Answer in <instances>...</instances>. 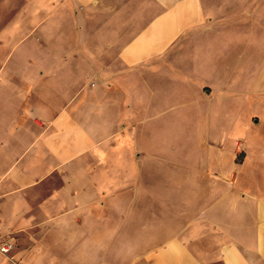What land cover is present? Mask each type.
Segmentation results:
<instances>
[{"label": "crops", "instance_id": "crops-1", "mask_svg": "<svg viewBox=\"0 0 264 264\" xmlns=\"http://www.w3.org/2000/svg\"><path fill=\"white\" fill-rule=\"evenodd\" d=\"M35 6L0 16V228L26 263L264 264V0Z\"/></svg>", "mask_w": 264, "mask_h": 264}, {"label": "rangeland", "instance_id": "rangeland-1", "mask_svg": "<svg viewBox=\"0 0 264 264\" xmlns=\"http://www.w3.org/2000/svg\"><path fill=\"white\" fill-rule=\"evenodd\" d=\"M35 1L36 0H0V16L5 15L6 18L9 16V18L14 22V27H19L16 22L19 21L16 17L20 16V12L23 9H31L32 11L35 10ZM6 3L4 7L2 5ZM10 3V5H9ZM34 14V12H33ZM30 14V15H33ZM2 26V23L0 24V28ZM182 149L186 147L188 150L189 147L192 148L193 152L190 156V161L187 163H193L195 165L201 163L204 161V159H207L204 147V140L198 139V140H183L181 141ZM240 156V155H239ZM244 157L241 155L239 157V160H242ZM176 208V206H174ZM170 217H176L175 211H173V214L170 215ZM7 240H10L14 247L8 254H3L0 250V264H27L25 261V256L22 255V251L28 247H25V238L22 237V235L19 234V232L16 229H10V230H2L0 228V246L5 243ZM28 244V243H27Z\"/></svg>", "mask_w": 264, "mask_h": 264}, {"label": "built area", "instance_id": "built-area-1", "mask_svg": "<svg viewBox=\"0 0 264 264\" xmlns=\"http://www.w3.org/2000/svg\"><path fill=\"white\" fill-rule=\"evenodd\" d=\"M14 247V244L10 241V240H7L5 243H3L1 246H0V250L3 254H8Z\"/></svg>", "mask_w": 264, "mask_h": 264}]
</instances>
